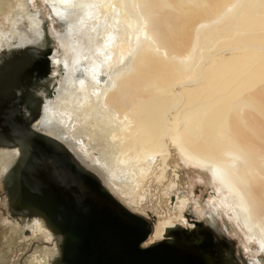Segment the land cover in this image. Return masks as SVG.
I'll use <instances>...</instances> for the list:
<instances>
[{
    "label": "bare ground",
    "instance_id": "obj_1",
    "mask_svg": "<svg viewBox=\"0 0 264 264\" xmlns=\"http://www.w3.org/2000/svg\"><path fill=\"white\" fill-rule=\"evenodd\" d=\"M33 1L0 0V60L41 36ZM41 1L63 34L53 31L61 49L50 50V86L32 129L87 160L131 204L172 148L208 175L211 213H226L254 244L247 256L264 261V0ZM8 150L0 173L18 156ZM28 226L50 253L28 264L58 259L51 233L38 221ZM54 236L59 248L62 235Z\"/></svg>",
    "mask_w": 264,
    "mask_h": 264
},
{
    "label": "water",
    "instance_id": "obj_2",
    "mask_svg": "<svg viewBox=\"0 0 264 264\" xmlns=\"http://www.w3.org/2000/svg\"><path fill=\"white\" fill-rule=\"evenodd\" d=\"M49 54L25 48L0 60V148L18 150L1 182L10 215L40 218L62 235L51 264H248L218 223L166 228L161 241L145 245L151 221L114 199L62 144L31 128L38 114L24 118L20 106L37 113L33 92L48 85Z\"/></svg>",
    "mask_w": 264,
    "mask_h": 264
},
{
    "label": "rangeland",
    "instance_id": "obj_3",
    "mask_svg": "<svg viewBox=\"0 0 264 264\" xmlns=\"http://www.w3.org/2000/svg\"><path fill=\"white\" fill-rule=\"evenodd\" d=\"M30 10L34 11L35 13H41V27L43 33L40 37L29 39L27 43L24 42V46L14 45V48H19V50L20 48L25 49L27 47L33 49L36 48L38 50H52L55 48V51L61 49L59 48L60 44L57 42L58 38L53 35V31H56L60 36L63 33L61 32L58 22L51 17L50 11L46 8L43 2L41 0L33 1L32 5L30 6ZM17 53L18 50L15 52V54ZM49 74L50 72L48 73V76ZM49 86L50 84L47 85V87ZM51 86L53 87V85ZM38 92L40 93V91ZM38 92H36V94H38ZM45 131L52 133V131L48 129ZM7 150L8 148L6 147L0 148V155L2 152H8ZM167 157L169 158L167 166L164 167L162 160L159 159L156 162L157 166L155 168L154 174L150 179L147 180L146 184H143V186L139 187L138 192L141 198H134L136 204H131L130 201L124 199L122 200V198L119 197L113 191V189L100 178L98 172L93 168L92 165H90L87 160L80 158L78 159L79 162L77 161L86 170L93 173L97 179L99 177V179L103 182V184L102 182L101 184L104 186V189L109 192L114 199L119 201L125 208H127L133 214L151 221L152 231L151 235H149V237L146 239L144 243L145 245L158 242L164 238L165 233L161 239L158 238L161 236L162 232L159 231V226L162 225L163 227H167L168 221H171L169 226L172 227H177L179 224H181L182 227H188L191 226V223H189L191 221L207 222L208 218L205 213L210 212L213 208L212 201L214 197L212 196V193L215 192V188L213 184L210 183L208 175L204 172L196 170L195 168L193 169L191 167L185 166L183 162L178 159L177 154L172 150V148L170 156ZM162 172H164L163 179H161L162 182L159 183L158 178H160V174ZM0 174V264H28V262L30 263L34 256L37 258V260L41 259L45 261L46 256L47 259L50 260V257L46 255L50 254L48 248L46 247V244L48 243L47 240L40 237L34 242L29 235L26 236V225H30L34 221L40 222L41 225H43V228L49 234L51 233V236H53V242L50 243L49 248L58 251V242L54 241V234L47 228L45 221L40 218L35 219L34 217L27 218L10 215L1 185L5 173L3 172ZM181 200L184 201V207L182 208L180 207ZM131 205H136V207ZM218 212L219 215L221 214L220 216L216 214V212L212 213L214 214V217L217 218V223L220 226L222 225L227 228L228 233L226 236L235 242L236 249L240 248L242 250V255L247 260L248 264H251L249 259L256 261L255 264H264V261L261 257H257L254 260V258L247 256L246 252H248L249 249H253L254 244H248L246 242L245 236L240 230H238L234 223L230 222L229 218L226 216V213H223L220 210ZM182 215L184 216L182 217ZM181 218H185L186 222L188 221L187 224L184 223L185 226L182 224V222H179V219ZM4 219H6L7 222H10L6 223ZM17 220H21L22 225H19V223H13Z\"/></svg>",
    "mask_w": 264,
    "mask_h": 264
},
{
    "label": "flooded vegetation",
    "instance_id": "obj_4",
    "mask_svg": "<svg viewBox=\"0 0 264 264\" xmlns=\"http://www.w3.org/2000/svg\"><path fill=\"white\" fill-rule=\"evenodd\" d=\"M42 33H43V31H42ZM42 35V34H41ZM27 43V42H26ZM25 44H22V46H24ZM45 50H47V49H42V50H39V51H45ZM51 55V54H50ZM50 57V56H49ZM33 61V60H32ZM47 84H48V77H47ZM48 89V87H46V89H41V90H35L34 92H33V97L36 99L37 98V105H38V110H37V113H35V111L33 112L31 109L28 111L26 108H25V106L24 105H21L20 106V109L22 110V112H23V115H24V118H30L31 117V115H35V114H38V118L39 117H41L42 116V114H41V106H42V103H43V97H41L40 96V94L42 93L41 91H46ZM38 91H40V93L38 92ZM36 92H38V94H36ZM36 122V121H35ZM34 124V123H33ZM32 124V128H34V129H36V125H33ZM44 135V134H43ZM64 146V145H63ZM7 151H9V150H7ZM73 155V154H72ZM211 212V211H210ZM210 212H206V213H209V214H211L212 216H214V214H212V213H210ZM214 213V212H213ZM217 216V215H216ZM218 217V216H217ZM143 218V217H142ZM216 220H217V218L216 217H214ZM143 219H145V218H143ZM186 221V220H185ZM9 222V221H8ZM22 222V221H21ZM36 222V221H35ZM188 222V221H187ZM187 222H186V224H187ZM217 222H218V220H217ZM189 223H195V222H193V221H191V222H189ZM179 226H181V224H179ZM179 226H177V227H179ZM26 227H27V225H26ZM28 227H31L30 225L28 226ZM193 227H194V224H193ZM166 228V227H165ZM168 228H172V226H169ZM187 228H192L191 226H188ZM155 229V228H154ZM226 231H227V229H226ZM154 232V231H153ZM163 233V234H162ZM28 235H30V231L29 230H26V236H28ZM164 235V232H161V236H159L158 238H162V236ZM163 239V238H162ZM161 239V240H162ZM160 240V241H161Z\"/></svg>",
    "mask_w": 264,
    "mask_h": 264
}]
</instances>
